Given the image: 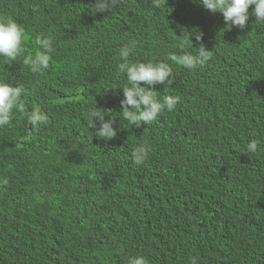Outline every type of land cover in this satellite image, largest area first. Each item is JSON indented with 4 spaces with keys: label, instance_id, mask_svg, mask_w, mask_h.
Masks as SVG:
<instances>
[{
    "label": "trees",
    "instance_id": "16d2710c",
    "mask_svg": "<svg viewBox=\"0 0 264 264\" xmlns=\"http://www.w3.org/2000/svg\"><path fill=\"white\" fill-rule=\"evenodd\" d=\"M95 2L0 0L30 50L41 33L56 48L43 73L0 59V80L22 85L29 109L47 116L33 128L17 114L0 129V264H264V24L254 6L245 28L226 30L200 0H121L93 13ZM193 31L202 41L181 49ZM130 41L131 60L172 68L158 98H180L149 126L121 115L116 68ZM200 43L212 52L206 65L168 59ZM95 108L115 120V138L97 137L95 118L88 129ZM141 144L150 154L136 165Z\"/></svg>",
    "mask_w": 264,
    "mask_h": 264
},
{
    "label": "clouds",
    "instance_id": "9594fccd",
    "mask_svg": "<svg viewBox=\"0 0 264 264\" xmlns=\"http://www.w3.org/2000/svg\"><path fill=\"white\" fill-rule=\"evenodd\" d=\"M121 3V0H96L93 13H104ZM203 8L223 15L226 30L232 27L241 29L246 27L249 20V8L253 7L252 15L256 18L257 25L264 24V0H200ZM155 8L160 6V0H152ZM187 33V32H186ZM183 38L181 49L193 48L192 39L202 41L203 34L198 31L187 33ZM176 36V35H175ZM177 37V36H176ZM25 28L9 17H0V59L4 63L22 61V64L30 72L37 74L49 69L53 54L56 51L54 39L51 35L38 34L34 37L32 49L24 44ZM178 38V37H177ZM137 44L130 41L119 49V62L116 68L118 77H125L126 82L121 87L119 101H121L122 118L132 126L140 127L142 124L150 125L158 122L165 112H173L180 98L175 95H164L158 98L156 85L163 86L165 92L174 82L172 68L165 62L133 61L130 57L134 54ZM211 51L206 50L203 43L195 52L183 51L182 54H169L168 59L178 66L188 70H195L207 64L211 59ZM144 86H141V85ZM26 89L17 84L10 86L5 80H0V129L13 127L14 117L19 114L33 128L47 122V116L39 109H29L24 102ZM131 109V110H130ZM95 120L99 128L95 135L104 140H111L117 136V130L113 127L115 120L105 121L102 111H92L89 128H96ZM258 149V141L253 139L247 144V151L255 153ZM150 148L144 144L135 147L131 152L132 161L136 165H143L149 158ZM7 179H0V186H6ZM67 214L69 213L66 210ZM127 264H149L144 256H128ZM190 264H197V259L192 258Z\"/></svg>",
    "mask_w": 264,
    "mask_h": 264
}]
</instances>
